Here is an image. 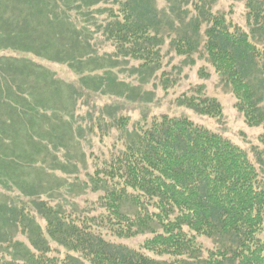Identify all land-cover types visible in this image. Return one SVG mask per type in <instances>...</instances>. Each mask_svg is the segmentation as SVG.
I'll return each instance as SVG.
<instances>
[{
  "label": "trees",
  "instance_id": "obj_1",
  "mask_svg": "<svg viewBox=\"0 0 264 264\" xmlns=\"http://www.w3.org/2000/svg\"><path fill=\"white\" fill-rule=\"evenodd\" d=\"M155 1L0 0L7 7L0 13V43L9 38L15 49H34L51 60L67 59L75 67L73 58L66 57L70 49L84 44L91 48L99 33L114 47L111 57L134 61L141 72L159 70L165 21ZM166 1L170 11L188 22L184 32L171 39L175 53L191 64L197 56L213 65L235 95L245 122L263 128L259 140L264 145V0H242L248 30L237 25L231 29L225 15L214 14L216 0ZM76 4H83L89 16L93 8L92 28L87 26L92 30L74 21L70 9L79 8ZM102 15H107L104 20L98 18ZM61 28L72 32L69 44L53 46L50 32L64 33ZM27 70L19 59L0 56V184L12 191V183L34 197L29 207L15 199L9 202L11 192L1 193L0 264H264V150L254 151L253 162L239 145L185 115L163 114L151 121L145 116L133 127L127 115L112 119L123 146L88 174L87 187L100 193L95 208L79 211L71 204L69 209L45 195L48 191L38 195L35 181L18 175L25 165L28 169L47 163L51 155L32 138L42 133L35 128L43 118V99L41 93L27 98L17 80L5 84L7 75H28ZM38 71L45 82H55L48 69L40 66ZM176 83L168 78L163 85L168 90ZM204 90L201 86L176 101L200 115L222 119V104ZM65 123L70 129L69 121ZM55 128L45 135L47 142L61 137ZM24 129L31 135L20 152ZM27 144L36 145L37 151L26 149ZM54 154L52 163L57 160ZM35 169L41 176L47 173L46 166ZM6 228L14 233L3 232ZM108 234L118 239L153 237L143 249H134ZM203 236L212 240L211 249L199 242ZM54 245L66 250L64 256L51 254Z\"/></svg>",
  "mask_w": 264,
  "mask_h": 264
},
{
  "label": "rangeland",
  "instance_id": "obj_2",
  "mask_svg": "<svg viewBox=\"0 0 264 264\" xmlns=\"http://www.w3.org/2000/svg\"><path fill=\"white\" fill-rule=\"evenodd\" d=\"M155 2L159 14L164 15L163 20L165 21L163 24L165 30H160L166 42L163 46V59L159 70L141 72L137 69L136 62L111 57L114 47L111 42L101 38L99 33L91 41V48L84 44L82 47L80 46V49H78L79 46L70 49L66 57L73 58L75 67H70V62L67 59H63V62L51 60L36 54L34 49L31 51L15 49L14 41L9 38L3 39L0 43L2 45V47L0 46V56H11L28 65L26 71L28 75L18 73L13 77L7 75L5 84H13V80H15V84L20 82L27 90V94L24 93L27 98L34 96L33 94L41 93L40 97L43 99L41 104L43 109H46L39 110L43 118L35 128L37 134H40L41 131L42 133L39 137L32 134V138L35 142H42L46 154L51 152L49 161L41 162V164L38 162L28 169H26L28 165H22L24 167L18 175L22 180L35 181L34 184L37 188L34 191L38 195H43L45 191H48L49 193L45 195L63 201L69 209L71 204L74 205V209L79 211H83L85 208L87 210L95 208L99 204L97 201L100 193H94L87 187L90 181L88 174L103 167L105 161L122 148L123 143L119 139V133L112 128L114 124L112 119L121 114L130 117V126L132 127L135 121L145 116L148 121H151L163 114L173 117L185 115L198 125L220 133L239 145L248 153L253 162L257 161L254 151L264 150V145L259 140L263 128L261 126L251 127L245 122L242 113L235 106V95L222 82L213 65L197 56L196 62L191 64L189 60L178 56L173 50L171 39L179 37L178 35L184 32V29L188 27L187 20L182 16L177 17L176 12L170 11V5L166 0H156ZM13 5L10 3L9 7L13 9ZM76 5L79 8L70 9L74 21L83 28H87V26L92 28L93 8L89 16V10L82 7L83 4ZM3 8L7 9L6 5H0V13ZM212 10L214 14L225 15L226 22L231 29L237 25L248 30L245 1L216 0ZM106 16L102 15L98 18L104 20ZM3 17H8V14ZM3 21L2 19L1 22ZM61 29H63L61 32H64L60 33L63 35L62 37L58 31L50 32L53 36L51 40L53 46L61 47L64 44H69V36L72 32L65 28ZM76 31L79 32L78 29ZM169 34L172 37L167 38ZM39 38L43 37L39 36L37 39ZM40 66L52 72V80L55 82L43 80L38 71ZM168 78L175 79L177 83L167 90L163 84ZM201 86H204L207 95L217 98L222 104V119L200 115L192 109L178 105L176 99L179 96L184 93L192 95L193 91L195 92ZM45 114H47V118ZM68 121L70 129L66 130L65 122ZM18 125L21 127V123ZM53 128H55V134L61 137L55 135L52 142L50 140L47 142L45 135ZM29 135H31V131L26 129L19 135L20 152H23L22 143L28 141L26 137ZM50 135L52 136V133ZM26 149L37 151L34 144H27ZM28 153L30 152L28 151ZM53 153L57 159L54 163H52L54 161ZM36 166H46V175L41 176V171L35 169ZM39 180L42 182L39 183ZM8 185L14 190L9 191L6 186L0 184V196L1 193L5 196L11 192L10 195H7L8 198L6 197L9 202H13L15 199L17 204L33 207L32 196H28L27 192L18 189L12 183ZM10 231L12 230L3 229V232L14 233ZM15 236L25 240L23 235L15 234ZM108 236L112 240L134 249H143L142 245L148 238H152L153 234L122 239L109 234ZM198 240L206 248L213 247L211 239L203 236ZM52 248V255L64 256L66 252L58 245H54ZM144 252H146L145 249ZM147 254L154 258L157 257L151 252Z\"/></svg>",
  "mask_w": 264,
  "mask_h": 264
}]
</instances>
